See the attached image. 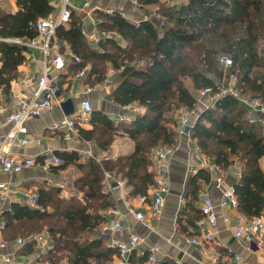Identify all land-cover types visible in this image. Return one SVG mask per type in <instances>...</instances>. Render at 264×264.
<instances>
[{
    "label": "trees",
    "instance_id": "16d2710c",
    "mask_svg": "<svg viewBox=\"0 0 264 264\" xmlns=\"http://www.w3.org/2000/svg\"><path fill=\"white\" fill-rule=\"evenodd\" d=\"M138 1L141 8L149 5L158 8L148 9L147 17L139 22L131 21L118 10L93 12L98 19L97 28L117 31L126 40L125 45L112 35L100 40L101 49L92 48L82 31L84 18L74 7L68 24L56 29L61 49L67 42L81 57L75 69L91 65L88 83L103 82L111 64L112 81L116 83L112 91L114 101L122 106L138 101L146 110L118 123L102 111L93 110V127L80 126V137L95 138L99 147L107 149L114 135L121 131L136 141L134 152L116 161L90 155L85 162L77 163L82 173L74 180V195L62 197L60 187L42 184L37 188L40 206L13 202L12 211L3 213L7 239L48 231L55 244L48 254L53 261L67 258L69 264H101L112 259L116 249L97 231L107 219L106 210L117 204L116 197L104 189L106 172L116 170L127 177L132 195L149 196V187L155 181L152 149L176 144L175 111L196 109L205 87H211L215 94L228 84L226 79L234 76L241 95L258 96L264 102V0ZM51 2L16 0L15 11L0 7V89L5 94H9L15 72L26 58L27 41L38 34L39 19L53 12ZM221 56L230 58L231 63L226 65ZM198 112L190 131L192 140L224 175L236 157L243 162L240 177L234 183L238 209L248 219L261 214L264 211V170L260 165L264 155L262 122L250 121L248 107L230 93ZM60 157L63 163L58 168L66 167L70 162L68 152H61ZM210 178L211 172L200 168L185 186V204L177 221L190 236L193 232L189 229L197 228L202 217L195 202ZM35 246L28 239L19 252H32ZM147 254L136 256L134 250L133 263L144 264ZM156 264L176 263L164 259Z\"/></svg>",
    "mask_w": 264,
    "mask_h": 264
},
{
    "label": "crops",
    "instance_id": "0c3cea01",
    "mask_svg": "<svg viewBox=\"0 0 264 264\" xmlns=\"http://www.w3.org/2000/svg\"><path fill=\"white\" fill-rule=\"evenodd\" d=\"M61 3L62 0H52L51 4L54 6V10L48 16L56 17L60 12ZM73 5L77 13L84 18V25L90 28L95 26L93 24L94 18L91 17V7L94 5L121 9L136 19L147 17L148 14L145 13V8L148 9L150 6L141 8L139 4L131 0H73ZM0 7L6 11H15L17 9L16 0H0ZM150 7L156 8L157 6L151 5ZM116 39L122 45L127 43L122 36L116 37ZM65 44L68 43L64 42ZM53 45L57 49L62 47V43L57 37L53 40ZM54 46L49 52V57L56 50ZM62 55V58L57 63L52 64L48 70L54 80L61 85L63 89L62 98H72L76 109L80 108L82 100L88 97L93 102V110L102 111L113 119L115 123L121 121L119 117L123 114L129 113L136 116L138 113L145 112V106L138 101L128 106L119 105L114 101L112 91L116 83L112 81L114 69L111 64L108 77L103 82L90 84L87 82V76L85 78L75 77L77 70L75 69L76 63L73 62L72 52L64 50ZM44 59V52L39 47L29 46L25 60L15 72L16 77L13 79L9 94H5L0 89V148L3 152L12 155L34 156L36 158V164L30 168H24L12 173L0 170V181L9 182L12 188L19 191L23 188L37 189L42 184L45 187L57 186L61 188L60 196L68 198L76 193L74 180L82 173L77 163L85 162L90 155L95 154L98 158L116 161L133 153L136 148V141L119 131L110 141L109 147L102 149L98 146L95 138L67 137L63 132L54 131L51 129V124L65 116L61 106H56L40 116L30 118L25 123L28 129L26 135L33 136L36 132L42 134L40 144H22L18 140L8 139L7 134L11 124L6 122V115L17 108V101L20 96L29 97L33 94L38 76L45 69ZM1 66L2 61L0 60V68ZM87 85L92 88L89 92H85ZM205 106L206 100L204 103L198 104L200 109ZM257 116L260 117L259 115ZM80 126L92 128L93 123L91 121L84 122ZM142 136L144 137L145 134ZM19 137H23V134H19ZM195 144L196 141L192 140L190 132L184 135L178 134L175 144L176 154L171 161V190L166 206L160 216H155L151 210L150 195L152 184L148 190L149 196L132 195L127 177L116 172V170L107 171L104 189L116 197L117 204L106 210L107 219L98 227V234L107 243L110 240L126 239L131 235H136L140 239V244L135 249L136 256L148 253L152 246L159 245V260L170 259L176 264L180 262H186L187 264H213L215 259L219 260L221 264H226L237 253L242 255V264H264V252H258L250 248L245 241L233 234L232 227L236 224L240 211L222 208L219 205L223 190L228 187H234V183L240 177L243 162L238 157H236L230 170L224 175L221 183L211 173L210 181L203 184L195 202L196 206L200 208L203 199L208 197L210 202L214 204L218 216L215 239L213 242L206 244L205 248L203 247L204 253L201 252L202 246L190 242L188 240L190 234L179 227L177 219L180 209L185 204L183 194L185 186L190 176L201 168L197 166V160L191 149ZM64 151L68 152L70 162L66 167L58 168L63 163L60 153ZM260 165L264 170V155L260 158ZM149 169H151V166ZM78 194L82 196L80 192ZM20 196V193L16 195V197ZM137 210L145 212L148 223H144L136 217L135 211ZM226 216H229V220H226ZM116 219L122 220L123 229L110 231L103 229L105 222ZM189 231L193 232L192 235L198 233L197 228L194 227H191ZM18 249L19 247L14 240H10L7 245L1 247L3 253L16 252ZM26 253L29 254V257H32L31 251ZM65 259L67 260V258ZM112 261H115L116 264H134L132 254L124 261L119 260L116 253L113 254L110 261L101 264H111ZM143 262L144 264H149L147 260Z\"/></svg>",
    "mask_w": 264,
    "mask_h": 264
},
{
    "label": "built area",
    "instance_id": "2783aa9c",
    "mask_svg": "<svg viewBox=\"0 0 264 264\" xmlns=\"http://www.w3.org/2000/svg\"><path fill=\"white\" fill-rule=\"evenodd\" d=\"M139 4L138 0H131ZM170 1V0H163ZM180 3L181 0H177ZM73 0H62L61 9L56 17H44L40 18L37 24L38 34L35 38L27 41L28 46L39 47L45 55L44 66L45 69L38 76L37 84L34 92L31 96H20L17 101V108L6 115V122L11 124L10 130L7 134V138L10 140H18L22 144L34 143L40 144L42 134L36 132L33 136L26 135L28 129L25 123L28 119L40 116L47 111H50L56 106H60L61 102L66 98H62V89L60 85L51 76L48 68L52 64L57 63L62 58V51L72 52L73 62L78 64L81 62L80 55L73 52L70 44H65L64 49H57L53 45V40L56 38V29L59 25H67L72 15ZM157 8V7H156ZM97 9H103L106 12H113L118 10L123 16L134 22H139L141 19L131 17L128 12L121 9H115L114 7H100L94 5L91 7L92 16L94 18L93 24L95 26L90 28L87 25H83L82 31L88 39L90 46L94 49H101L99 46L100 40L107 36L114 35L120 37L121 35L117 31H106L97 28L98 19L93 16V12ZM56 48L54 54L49 57V52L53 48ZM221 60L227 64L231 63V59L227 56H221ZM91 69L89 63L85 64L82 68L76 71L75 77L85 78L87 72ZM90 85H87L85 92L91 91ZM230 93L235 95L243 102L249 109V120L255 121L259 119L264 126V102L258 96L241 95L240 91L235 86V81L230 79L226 86H222L221 90L215 94H212L211 87H205L201 94L205 95L204 98L200 96L199 103H204L206 100V106L203 108L197 107L196 109L182 108L179 110L177 131L179 135H184L190 131H186L188 125H193L198 111L202 110L210 105L215 104V100L226 94ZM198 103V104H199ZM93 102L90 98L86 97L82 100L80 108L76 109L72 114L63 116L51 124V129L54 131L63 132L65 136H80L79 127L84 122L91 121V113L93 111ZM138 110V109H134ZM140 110V108H139ZM139 114V113H138ZM259 115L260 117H258ZM134 115L126 113L119 117L120 120L129 121ZM19 134H23V137H19ZM192 152L197 160V166L208 169L215 175L217 181L221 183L224 179L222 169L214 163L209 156H207L200 145L197 143L191 147ZM176 154L175 145H157L152 149L153 167L155 169V181L152 184L151 189V210L155 216H160L163 212L168 196L171 190V161ZM36 164V158L34 156H17L12 155L0 148V170L6 173L18 172L24 168H30ZM20 193V197L16 195ZM14 199V201H13ZM0 264H69L66 259L60 261H53L48 255L54 250V240L50 233L46 230L33 231L27 237L17 236L14 241L17 243L19 249L16 252L3 253L1 247L7 245L10 239L4 236V230L7 227V221L3 216L6 211H12L13 202H22L31 207L40 206V193L36 188H23L21 191L12 188L9 182L0 181ZM222 208H230L236 211L238 209V199L235 194L234 187H228L223 190L222 198L219 204ZM202 217L198 221V233L188 237L190 242L200 244L202 246L201 252L204 253L206 244L214 241L216 233V224L218 216L215 206L210 202L208 197H205L200 206ZM135 215L138 219L144 223H148L145 212L142 210L135 211ZM226 220H229V216H226ZM124 224L122 220H113L105 222L103 225L104 230H116L123 229ZM233 234L239 239L246 242L247 246L255 249L258 252H264V211L255 216L252 219H248L241 213L239 214L236 224L232 227ZM33 240L35 242V250H33L32 257H29L28 253L19 252V250L25 245L27 240ZM140 239L136 235H131L128 238L119 240H110L108 245L116 249V256L119 260H127L130 254L138 247ZM204 247V248H203ZM160 251L159 245H154L150 248L147 254V261L151 263H158V253ZM111 264H116L112 261ZM179 264H187L186 262H180ZM213 264H221L219 260L214 261ZM226 264H242V255L240 253L234 254L233 259Z\"/></svg>",
    "mask_w": 264,
    "mask_h": 264
},
{
    "label": "water",
    "instance_id": "95a60500",
    "mask_svg": "<svg viewBox=\"0 0 264 264\" xmlns=\"http://www.w3.org/2000/svg\"><path fill=\"white\" fill-rule=\"evenodd\" d=\"M65 113V115H70L75 111V104L72 98H66L61 102L60 105ZM193 125H188L186 131H191Z\"/></svg>",
    "mask_w": 264,
    "mask_h": 264
},
{
    "label": "rangeland",
    "instance_id": "374dc122",
    "mask_svg": "<svg viewBox=\"0 0 264 264\" xmlns=\"http://www.w3.org/2000/svg\"><path fill=\"white\" fill-rule=\"evenodd\" d=\"M175 1L178 2L177 0H175ZM181 1H185V0H181ZM150 6H151V5H150ZM150 6H149V8L154 10V8H151ZM149 8H148V9H149ZM157 8H158V7H157ZM157 8H156V9H157ZM146 9H147V8H145V13H147V10H148V9H147V10H146ZM229 78H230V77H229ZM229 78L226 79V80L229 81L230 79H232L233 81H235V79H236V77H234V76H231L230 79H229ZM186 82H187V84H188L189 86H191V82H190L189 78H186ZM196 93L199 94V91L196 92ZM200 96H201L202 98L205 97V95H202V94H200ZM181 109H182V108H181ZM175 116H176V118H178V116H179V110H178V111H175Z\"/></svg>",
    "mask_w": 264,
    "mask_h": 264
}]
</instances>
